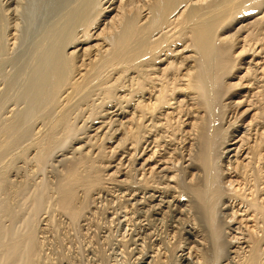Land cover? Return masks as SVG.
<instances>
[{
  "label": "bare ground",
  "instance_id": "1",
  "mask_svg": "<svg viewBox=\"0 0 264 264\" xmlns=\"http://www.w3.org/2000/svg\"><path fill=\"white\" fill-rule=\"evenodd\" d=\"M32 162L89 264H264V0H0V264Z\"/></svg>",
  "mask_w": 264,
  "mask_h": 264
},
{
  "label": "rangeland",
  "instance_id": "2",
  "mask_svg": "<svg viewBox=\"0 0 264 264\" xmlns=\"http://www.w3.org/2000/svg\"><path fill=\"white\" fill-rule=\"evenodd\" d=\"M105 74V73H104ZM244 127V126H243ZM243 127L241 128V130H239L238 129V132H236V136L237 135H241L242 133H241V131H243ZM20 150H18L17 149V151L15 152V153H20L21 152V154H20V158H19V160H17L18 161V163H15V166H17V167H19V166H21L22 165V163L20 164V161H23V160H21L24 156H23V153L25 154V152H22L21 150H23V148H19ZM12 152H14V151H12ZM11 152V154L9 153V155L10 156H7V158H8V160H5V163H7V161H12V160H10L11 158L10 157H12L13 156V153ZM8 162V163H9ZM7 163V164H8ZM19 164V165H18ZM29 165H30V168H33V169H27V167L29 168ZM29 165H27L26 166V169L25 170H28L27 172H28V181L30 180V177L31 178H33V175L35 174H33V172H37V174H40V173H42V172H40V171H36V170H38V169H35V166H36V164L34 163V162H32L31 164H29ZM33 165H35V166H33ZM51 168V167H50ZM49 167H48V169H47V171H49V172H47V171H43V175L42 174H40V175H37L36 174V176L34 175V179H32V180H30L28 183V189H31L32 188V193H30V190L27 192V193H29V194H25L24 193V197L25 198H23L22 199V197H23V195H21V196H18V197H15L14 199H10V202L11 203H13L14 202V205L12 204V206H14V209H15V211L17 212V215H18V220L19 219H21V221H22V224H21V221L19 220V221H15L14 223L15 224H17V227H18V229L17 230H14V231H16V236L17 235H26L27 234V231L29 230V223H28V221H32L33 219H35L34 217H36V219H35V221H36V223L34 224V226H33V221H32V227L34 228V230H35V233L38 235L37 237H38V240H40V244H39V248L38 249H40V247H41V249L40 250H38L39 252H41V253H39L38 252V255H39V259H37L36 258V260H35V262H34V264H89V262L87 261V259H89V257H88V248H90L92 245L96 248V249H99V250H105L106 249V247L107 246H104V244L103 245H101V240H94V241H92V238H91V236L90 235H88V234H86L85 232V234L83 233V230L82 231H80V234H79V228H77L76 227V225H72V226H75L74 228L72 227V226H70L71 225V223L69 222L70 220H68V217L66 216V218H65V214L63 213H60L61 211L59 210V208L57 209V207H58V205H56V203H57V201L56 200H53V197L55 198V199H57V194H55V191H56V186H57V181H58V179H57V173H56V171H54V169L53 168H51L50 169ZM22 170H24V168L22 169ZM24 170V174H26L27 172ZM33 172H32V171ZM54 172H53V171ZM30 171V172H29ZM26 172V173H25ZM39 172V173H38ZM52 172V173H51ZM30 173V174H29ZM44 173H46V175H44ZM56 173V174H55ZM50 174V175H49ZM54 174V175H53ZM44 176V177H43ZM38 177V178H37ZM40 177V178H39ZM55 177V178H54ZM42 178V179H41ZM56 179H57V181H56ZM38 180V181H37ZM42 180H46V182L49 184V190L51 191V192H49L48 191V187L47 188H45L48 192H47V194H46V191H44L45 193H43V197L42 198H44V199H42V201L44 202V205H42V206H44L43 207V209H42V211H39V215H37V214H35L34 215V212L32 211L33 210V208H34V201H35V198L38 196V194L37 193H39L38 192V190H39V188L41 187V185L43 186V185H48L46 182H45V184H44V181H42ZM31 182V183H30ZM56 183V184H55ZM39 184V185H38ZM31 187V188H30ZM39 187V188H38ZM52 187H53V189H52ZM27 189V190H28ZM54 189H55V191H54ZM52 190H53V192H52ZM44 194H45V197H44ZM35 195H37L36 197H35ZM47 195V196H46ZM27 197V198H26ZM30 198H32V199H30ZM47 198V199H46ZM20 199V200H19ZM26 200H30L29 202L28 201H26ZM45 200H48V201H45ZM19 201V202H18ZM23 204H22V203ZM26 202V203H25ZM42 202V203H43ZM47 202H49V203H47ZM28 203V204H27ZM55 203V204H54ZM17 204H18V206H17ZM20 204V205H19ZM22 204V205H21ZM25 204V205H24ZM30 204H32V205H30ZM45 205H46V207H45ZM55 205V206H54ZM22 208H21V207ZM52 206V207H51ZM23 207H25V208H23ZM29 207V208H28ZM23 209V210H22ZM27 209H30V210H27ZM21 210V211H20ZM25 210V211H24ZM58 210V211H57ZM21 212V213H20ZM28 213H29V215H28ZM33 213V214H32ZM20 214V215H19ZM21 214H22V216H21ZM63 216H62V215ZM30 215H34V217L33 216H30ZM28 218H27V217ZM100 215H97L96 216V224H97V227L95 226L94 228L96 229L95 231H97V229L99 230L103 225H102V223L104 224V222H105V220L103 219L104 217L103 216H101L100 218ZM22 217V218H21ZM31 217H33V218H31ZM38 217V218H37ZM97 218H99V219H97ZM5 220H7L8 221V224H7V221H5L6 222V224H4L5 226H9L10 228H11V221L9 220V219H6V218H4ZM4 219H3V222H4ZM26 219V220H25ZM53 219V220H52ZM25 220V221H24ZM39 220V221H38ZM104 220V221H103ZM34 221V222H35ZM43 221V222H42ZM50 221V222H49ZM54 221V222H53ZM19 224H18V223ZM27 222V225L25 224ZM37 222H39V224L37 223ZM52 222V223H51ZM56 222V223H55ZM100 222V223H99ZM13 223V224H14ZM42 223V224H41ZM54 223V224H53ZM70 223V224H69ZM15 224L13 225V226H15ZM55 225V226H53V228H52V225ZM60 224V225H59ZM50 225V226H49ZM102 225V226H101ZM105 225V224H104ZM22 226H24V227H22ZM28 226V227H27ZM37 226H39L40 228L38 229V227ZM99 226V227H98ZM25 227H27V228H25ZM36 227H37V229H36ZM47 227H49V228H47ZM59 227H61V228H58ZM23 230H22V229ZM76 228V229H75ZM94 228H92L93 230H94ZM14 229H16L15 227H14ZM27 229V230H26ZM44 229V230H43ZM56 229H58V230H56ZM72 229V230H71ZM79 229V230H78ZM18 230H20L21 232H23L22 234L20 233H18ZM37 230V231H36ZM24 231H25V233H24ZM75 232H77V233H75ZM117 233V232H116ZM121 232H118L117 234L119 235ZM116 234V235H117ZM83 237H82V236ZM85 235V236H84ZM87 235V236H86ZM117 235V236H118ZM22 236H18V237H22ZM90 237V238H87L86 239V237ZM40 238V239H39ZM82 238V239H81ZM93 242L92 244H91V242ZM86 243V244H85ZM89 244V245H88ZM100 244V245H99ZM72 245V246H71ZM99 245V246H98ZM106 245V244H105ZM102 248H101V247ZM100 247V248H99ZM104 247V248H103ZM83 252V253H82ZM37 255V256H38ZM41 255V256H40ZM50 256V257H49ZM61 256V257H60ZM86 256V257H85ZM88 257V258H87ZM42 259V260H41ZM67 259V260H66ZM83 259H85V261L83 260ZM122 259V258H121ZM48 260V261H47ZM68 260H69V262H68ZM41 261V262H40ZM63 261V262H62ZM83 262H85V263H83ZM96 264V263H95ZM113 264V263H112Z\"/></svg>",
  "mask_w": 264,
  "mask_h": 264
}]
</instances>
